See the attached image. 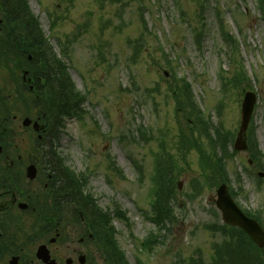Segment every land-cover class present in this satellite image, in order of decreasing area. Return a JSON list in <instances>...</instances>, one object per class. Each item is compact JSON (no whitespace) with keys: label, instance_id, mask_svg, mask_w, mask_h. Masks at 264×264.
<instances>
[{"label":"rangeland","instance_id":"1","mask_svg":"<svg viewBox=\"0 0 264 264\" xmlns=\"http://www.w3.org/2000/svg\"><path fill=\"white\" fill-rule=\"evenodd\" d=\"M208 1L211 5L201 19L198 13L203 9L194 0H27L49 47L65 64L84 100L77 118L68 119L60 134L53 129L58 137L54 151L61 161L57 174L63 187L71 174L80 177V183L87 184L83 195L93 198L102 213L108 215L113 203L125 212L122 215L116 208L111 226L126 264H178L191 259L211 264L230 240L227 236L240 235L223 227L216 204L210 201L219 186L201 181L199 152L190 150L184 159L180 150V136L191 132L196 115L189 113L191 118H186L168 93L175 80L189 81L205 122L209 119L214 132L230 135L225 161L231 183L227 185L240 207L259 213L264 224V17L257 0ZM2 15L0 8V19ZM13 63L11 82L0 74V92L8 88L20 105L5 108L8 114L0 119V131L7 124L16 135L30 136L22 126L28 111L17 110L36 113L38 108L33 109L22 94L17 98V82L26 87L20 81L26 67ZM247 92L258 97L249 130L259 152L255 160L252 152L233 151ZM137 128L145 130L149 139L137 142V137L142 138ZM26 142L37 146L35 136ZM203 145L210 152L208 143ZM157 164L162 171L165 166V176H172L176 221L168 226L169 235L165 233L166 245L147 254L139 250L148 236L158 232L144 216L154 211L156 196L150 194ZM68 198L76 200L74 195ZM89 254L98 259L95 264H114L106 253L102 257L91 248Z\"/></svg>","mask_w":264,"mask_h":264},{"label":"flooded vegetation","instance_id":"2","mask_svg":"<svg viewBox=\"0 0 264 264\" xmlns=\"http://www.w3.org/2000/svg\"><path fill=\"white\" fill-rule=\"evenodd\" d=\"M2 26L0 19V46L5 47L13 32L11 26ZM12 119L17 122L18 117ZM25 131L30 136H18L9 127L0 132V264H95L98 259L90 256L91 248L118 264L113 250L109 255L107 216L80 194L71 177L64 187L61 183L54 130ZM34 136L37 146H30L26 141ZM29 168L36 173L34 179ZM68 191L76 200L68 198Z\"/></svg>","mask_w":264,"mask_h":264},{"label":"trees","instance_id":"3","mask_svg":"<svg viewBox=\"0 0 264 264\" xmlns=\"http://www.w3.org/2000/svg\"><path fill=\"white\" fill-rule=\"evenodd\" d=\"M5 10L7 23L14 25V60L19 64H24L27 70L30 71V77L34 79L35 91L30 93V99L28 103L30 106L40 108L43 111L50 113V118L53 121V126H56L60 122V116H78L81 112L80 105L83 104V95L76 90L74 83L72 82L65 64L59 60L49 47L45 36L43 35L40 25L35 16L30 12L27 0H0ZM198 2V9L202 8L203 12L198 13V17L203 19V13L206 12L211 2L208 0H200ZM258 8L262 12L264 17V0H257ZM218 14V22L221 24L220 29L224 32L223 15L220 11ZM143 22L144 19H143ZM203 29L205 26L202 27ZM200 36L196 38L199 42ZM232 46L236 44V41H231ZM140 41H144V37ZM136 42V47L139 49ZM143 44V42H141ZM6 50V49H5ZM28 56H32V61H28ZM1 64V63H0ZM7 74V69L0 70V73ZM15 75V73H14ZM239 78H235V85L239 84ZM234 82V80H233ZM172 93V98L177 103L178 109H182V113L186 118H191L189 113L196 115L194 126L187 122V126L192 127L191 132L187 135L180 136V150L184 152V159L187 157V153L190 150L196 149L202 157V179L207 186H220L222 184H230V175L226 170V157H228V149L230 142L228 140V134H222L219 130L213 131L212 126L209 125V119L201 116V113L195 103L192 87L185 80L180 82L174 81V84L170 85L169 92ZM0 103L8 104V100H0ZM28 104V105H29ZM2 111L0 110V113ZM32 112V110H30ZM191 129V128H190ZM140 136H145V133L139 129L136 130ZM208 143L210 152L206 150L203 143ZM255 139L249 135V146L253 160L259 159V152L256 148ZM222 148V151L219 150ZM230 150V149H229ZM181 153V152H180ZM235 154V152H234ZM162 166V165H161ZM261 164L260 168H262ZM163 167V166H162ZM166 168L164 166L163 171L161 167L157 165V176L153 180L155 184L153 194L156 196V200L153 201L154 207V221L161 228V231H168L169 224H173L176 219L175 210L171 201L174 198V185L170 182L172 176L166 175ZM198 187L203 188L202 183H197ZM204 185V186H205ZM259 213H248V216L259 220ZM263 224V223H262ZM227 230L233 232L239 231V237L229 234L227 237L230 240L224 242L223 248L217 252L214 258H212L211 264H264V250H259L250 239L240 230L229 228ZM222 227V230H223ZM165 236L153 237L156 239L155 243L145 245V248L152 251L156 244L163 243ZM111 241L116 248L115 239L112 234ZM118 256L123 259V255L117 250ZM178 264H207L203 261H196L191 259L188 261L181 260Z\"/></svg>","mask_w":264,"mask_h":264},{"label":"water","instance_id":"4","mask_svg":"<svg viewBox=\"0 0 264 264\" xmlns=\"http://www.w3.org/2000/svg\"><path fill=\"white\" fill-rule=\"evenodd\" d=\"M256 104V94L253 92L246 93L242 103L241 123L235 142L236 151L244 152L248 149L245 136L251 123ZM31 124L32 122L29 119L24 121V126L26 127L31 126ZM34 127L37 131L44 129V127H40L37 123ZM32 178H34V175ZM210 201L216 203V207L220 211L222 220L226 225L242 229L260 249L264 248V231L262 227L254 219L248 218L243 213L237 206L226 185H222L217 190L216 197L212 196Z\"/></svg>","mask_w":264,"mask_h":264}]
</instances>
